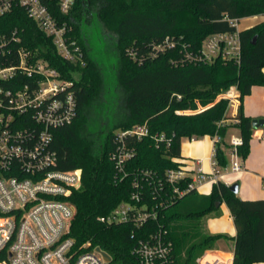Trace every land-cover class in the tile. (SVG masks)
<instances>
[{"label":"trees","instance_id":"1","mask_svg":"<svg viewBox=\"0 0 264 264\" xmlns=\"http://www.w3.org/2000/svg\"><path fill=\"white\" fill-rule=\"evenodd\" d=\"M44 3L58 26L67 28L68 43L75 42L72 50L78 47L76 54L82 56L65 59L27 9L16 5L0 16V42H6L0 64L18 66L24 50L30 52L29 65L42 60L73 82L68 92L75 95L76 116L53 130L51 148L58 169L82 170V187L70 197L77 209L70 232L76 245L91 242L112 256L111 264H142L135 253L139 241L163 229L173 245L174 264H199L219 240L228 238L206 229L220 202L227 204L237 229L233 264L264 263V200H243L220 180L208 196L193 189L180 197L167 182V172L181 165L185 139L218 138L214 161L223 170L231 163L226 135L234 126L241 133L239 155L242 161L248 158L256 127L243 105L253 87L264 86V22L239 32L238 61L219 55L201 62L199 57L207 38L237 31L233 20L263 15L264 0H74L66 14L57 0ZM91 31L113 55V83L107 82L94 53ZM43 80L37 71H18L0 86L35 92ZM232 87L239 91L235 117L231 100L218 99ZM199 104L205 109L199 111ZM144 124L150 134L125 140L133 156L120 172L112 159L121 145L117 135ZM158 135H166L170 146L158 143ZM192 180L187 175L177 187L183 189ZM135 193L139 201L133 199ZM123 203L153 208L158 217L142 227L101 221Z\"/></svg>","mask_w":264,"mask_h":264},{"label":"built area","instance_id":"2","mask_svg":"<svg viewBox=\"0 0 264 264\" xmlns=\"http://www.w3.org/2000/svg\"><path fill=\"white\" fill-rule=\"evenodd\" d=\"M57 3L61 12L66 14L73 7L74 0H57ZM16 5L27 9L29 16L53 38L59 54L65 59L75 61L78 55L82 56L76 54L80 52L78 47L72 50L75 42L68 43L67 28L58 26L44 0H0V16ZM237 22L233 20L232 24L237 27ZM239 32L207 38L199 60L211 62L221 55L224 60L238 61L241 55ZM5 45V41L0 42V53L4 52ZM29 56L30 52L21 50L18 66L0 64V83L13 79L18 71L28 74L37 71L44 77L35 92L28 88L13 92L0 86V264H108L91 242L77 246L70 237L77 213L70 197L82 187V170L58 169L57 155L51 148L53 130L71 124L76 116L75 95L68 92L73 82L63 80L61 73L42 60L34 66L29 65ZM149 134L147 124L118 133L117 140L121 145L112 159L120 172H124L126 161L133 156L125 149V140L129 137L140 140ZM218 140L214 139L215 142ZM156 141L171 144L166 135H158ZM241 145L242 139L231 142L230 166L234 172L242 170L238 152ZM213 166L216 177L220 169L214 156ZM187 175L182 164L167 172V182L180 197L197 190L194 179L183 189L177 187ZM203 179L205 176L201 175L200 180ZM134 187L138 189V183L135 182ZM133 199L139 201V193H135ZM157 215L153 208L123 203L101 221L107 224L133 223L142 227L156 220ZM166 233L160 229L148 239L139 241L135 253L142 264H174L173 245L166 239ZM198 262L226 264L221 259L208 257L207 253Z\"/></svg>","mask_w":264,"mask_h":264},{"label":"crops","instance_id":"3","mask_svg":"<svg viewBox=\"0 0 264 264\" xmlns=\"http://www.w3.org/2000/svg\"><path fill=\"white\" fill-rule=\"evenodd\" d=\"M264 22V14L246 17L237 22V30L244 31ZM230 99L231 115L235 117L240 105L239 91L232 87L222 94L219 99ZM244 112L252 119L264 120V86H255L250 95L244 99ZM227 125L234 124L227 121ZM264 127V126H263ZM255 129L251 141L250 154L245 161L241 160L242 170L234 172L229 165L214 176L213 156L215 141L206 136L200 139H185L182 142L180 162L188 174L194 179L197 192L202 196H208L213 189L216 180L224 182L229 187L239 184L238 196L243 200H264V129ZM241 139L240 130L234 126L229 127L226 142L231 145L233 140ZM186 142V143H185ZM232 157L230 155V162ZM205 179L200 180V176ZM206 229L213 235H226L228 238L219 240L214 249L208 251V257L221 259L226 264H233L235 238L237 229L231 212L226 203H222L217 215L206 222ZM264 264V263H256Z\"/></svg>","mask_w":264,"mask_h":264},{"label":"rangeland","instance_id":"4","mask_svg":"<svg viewBox=\"0 0 264 264\" xmlns=\"http://www.w3.org/2000/svg\"><path fill=\"white\" fill-rule=\"evenodd\" d=\"M92 33V38H91V44L94 48V53L97 56V58L99 59V61L102 63L104 71L106 73V76L108 77L107 82H114V70H113V65L115 63V60L113 58V55L109 52V50L107 49V47L105 46L104 42L101 41L99 35L94 32L91 31ZM73 77L75 79L79 78V75L74 73ZM63 80L65 81H69L68 79H65L62 77ZM219 99V98H218ZM100 99H96V103H99ZM199 107V111L204 110L205 108L203 106H201L200 104L198 105ZM195 111H184V114H192ZM97 126H94V130H96ZM186 143V142H185ZM208 254V252H206ZM205 253V254H206ZM204 256V255H203ZM202 256V257H203Z\"/></svg>","mask_w":264,"mask_h":264},{"label":"water","instance_id":"5","mask_svg":"<svg viewBox=\"0 0 264 264\" xmlns=\"http://www.w3.org/2000/svg\"><path fill=\"white\" fill-rule=\"evenodd\" d=\"M253 125L256 127V128H259V127H263L264 126V120H258V119H254L253 120ZM230 190L236 194H238V191H239V184L235 183L233 185L230 186ZM221 203L218 202L217 203V207H220ZM97 251L103 256L104 260L108 263V264H111L113 262V258L112 256L107 253L106 251H104L102 248L98 247L97 248Z\"/></svg>","mask_w":264,"mask_h":264}]
</instances>
